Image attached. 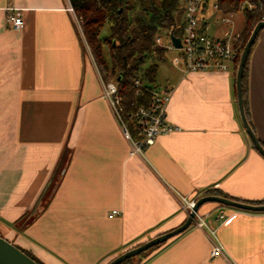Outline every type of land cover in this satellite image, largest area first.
Returning a JSON list of instances; mask_svg holds the SVG:
<instances>
[{"label": "crops", "instance_id": "0c3cea01", "mask_svg": "<svg viewBox=\"0 0 264 264\" xmlns=\"http://www.w3.org/2000/svg\"><path fill=\"white\" fill-rule=\"evenodd\" d=\"M70 7L0 0V235L42 264H109L182 226L183 197L215 191L264 201V156L243 125L234 67L188 72L182 55H166L156 85L172 90L167 119L178 130L131 155ZM15 9L21 31L6 23ZM248 103L264 145V28L251 51ZM199 211L217 230L222 255L211 256L215 240L193 222L133 264H264V212L215 202Z\"/></svg>", "mask_w": 264, "mask_h": 264}, {"label": "trees", "instance_id": "16d2710c", "mask_svg": "<svg viewBox=\"0 0 264 264\" xmlns=\"http://www.w3.org/2000/svg\"><path fill=\"white\" fill-rule=\"evenodd\" d=\"M70 3L79 19L84 39L90 47L103 81L117 82L123 118L133 136L138 138L137 126L131 116L140 107L150 103L151 89L156 85L159 64L165 59L167 49L156 45V38L163 31L167 34L173 32L177 37L183 35L180 0L163 2L159 0H70ZM217 3L223 14L243 13L245 25L241 48L244 50L254 27L264 19V0H217ZM248 3L253 7L250 8ZM140 4L142 7L138 8ZM206 26L205 23L204 27ZM105 28H108L107 35L103 34ZM251 51L243 76L244 107L250 124L248 68ZM148 62L150 64L146 66ZM239 64L240 58H237L234 63L236 71ZM138 79L146 86H137ZM208 195L220 196L215 191H209L205 196ZM248 203L264 204V201ZM165 243L156 245L137 256H144L143 254L151 250H157ZM22 250L42 264L31 253ZM134 257L120 264H132L131 260Z\"/></svg>", "mask_w": 264, "mask_h": 264}, {"label": "built area", "instance_id": "2783aa9c", "mask_svg": "<svg viewBox=\"0 0 264 264\" xmlns=\"http://www.w3.org/2000/svg\"><path fill=\"white\" fill-rule=\"evenodd\" d=\"M159 1L163 2L165 0ZM247 5L250 8L253 7L250 3ZM210 7L220 11L217 0H180L183 35L179 37L182 47L178 50L182 51V58L188 72H228L234 67L235 60L240 58L243 52L241 48L242 33L230 29L226 30L221 36H213L209 33L207 26L204 27V24H207L205 14ZM70 10L74 11L72 6ZM228 15L224 14L221 22L226 25L231 24L233 28V21ZM6 23L15 31H21L25 26L21 10L15 9L13 13H7ZM169 35L170 33L165 36L168 42H165L163 36L159 35L155 41L156 45L166 49H177L172 44ZM136 85L146 86L140 79L136 80ZM104 88L105 97L111 103L120 123L121 131L130 143L131 155H144L156 143L159 136L169 135L178 130V127L167 119V107L172 94L171 88L158 85L152 86L150 103L140 107L132 114L131 119L136 123L138 138L133 136L123 118L117 82L105 83ZM183 201L186 210L190 213L197 200H187L183 197ZM115 214H118V211H114L111 216ZM227 217L228 215L222 210L219 219L225 220ZM194 224L200 229L207 230L215 240L211 256L214 258L222 255L224 247L218 239L217 230L210 227L206 221V216L201 214L199 210L196 212Z\"/></svg>", "mask_w": 264, "mask_h": 264}, {"label": "water", "instance_id": "95a60500", "mask_svg": "<svg viewBox=\"0 0 264 264\" xmlns=\"http://www.w3.org/2000/svg\"><path fill=\"white\" fill-rule=\"evenodd\" d=\"M263 28H264V20L259 22L254 27L251 33V36L249 37L245 45V48L241 54L240 64H239L237 74H236V89H237V94H238L240 115H241L243 125L246 128L256 149L264 156V146L257 139V136L248 121V118L245 112V107H244V100H243V76H244L245 65H246L249 53L251 51V48L253 44L255 43V40L259 32ZM169 36H170V39L174 47L177 49H180L182 47L181 39L175 36L173 32H170ZM209 202L219 203L223 206L232 207V208L243 210V211L264 212V204H252L248 202L236 201V200H232L226 197L215 196V195L203 196L196 201V204L193 210L188 215V219L182 226H180L179 228L171 232L157 236L139 246H136L132 249L127 250L123 254L113 259L109 264H120L123 261L131 257L137 256L140 253L147 251L148 249L156 245L165 243L170 238L177 236L178 234L184 232L193 224L196 212L200 209V207L204 205L205 203H209ZM0 264H39V263L35 261L34 259H32L29 255H27L22 249L17 247L14 243L10 242L9 240H7L6 238L0 235Z\"/></svg>", "mask_w": 264, "mask_h": 264}, {"label": "rangeland", "instance_id": "374dc122", "mask_svg": "<svg viewBox=\"0 0 264 264\" xmlns=\"http://www.w3.org/2000/svg\"><path fill=\"white\" fill-rule=\"evenodd\" d=\"M138 8L142 7V4L138 5L137 6ZM211 12L214 14V15H211ZM208 15H210V20H209V33L211 35H214L216 34L217 32H223L225 30H235V32H240L242 33L243 30H244V25H245V18H244V15L242 12H239V13H235V14H229V18L232 19L233 21V28L231 26V24L229 25H226V24H223L220 20L221 18L223 17L224 14H221L220 12H214V11H210L208 13ZM182 20V19H181ZM103 34L104 35H107L108 34V28H105L104 31H103ZM161 36L165 37L167 35V32L166 31H163L160 33ZM242 37H241V42H242ZM166 42H168V40H164ZM83 47H84V50L85 52H87L90 56L92 55L91 53V50H90V47L88 46L87 42L85 41L84 39V36H83ZM179 55H182V51L181 50H178V49H167L166 53H165V57L166 55L168 56V60L171 58V57H176ZM165 60V59H164ZM163 62V61H162ZM150 64V62L147 63L146 66H148ZM145 66V67H146ZM153 251L155 250H151L149 252H147L146 254H143L144 255V258L148 255H150ZM138 256L134 257L131 261H136ZM133 264V262H132ZM135 264V263H134Z\"/></svg>", "mask_w": 264, "mask_h": 264}]
</instances>
